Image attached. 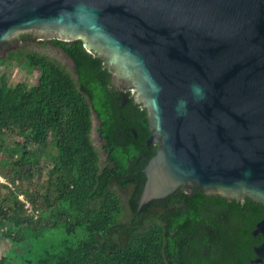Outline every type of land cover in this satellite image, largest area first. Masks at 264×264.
I'll return each instance as SVG.
<instances>
[{"label": "trees", "instance_id": "1", "mask_svg": "<svg viewBox=\"0 0 264 264\" xmlns=\"http://www.w3.org/2000/svg\"><path fill=\"white\" fill-rule=\"evenodd\" d=\"M20 37L0 62L39 77L32 85L0 80V235L10 246L0 264H250L264 242L253 234L263 203L179 187L137 210L158 148L147 144L146 109L123 103L131 91L112 87L82 39ZM49 44L74 72L28 49ZM94 113L101 147L92 137Z\"/></svg>", "mask_w": 264, "mask_h": 264}, {"label": "water", "instance_id": "2", "mask_svg": "<svg viewBox=\"0 0 264 264\" xmlns=\"http://www.w3.org/2000/svg\"><path fill=\"white\" fill-rule=\"evenodd\" d=\"M27 33L82 39L146 109L158 148L137 210L179 187L264 204V0H0V58Z\"/></svg>", "mask_w": 264, "mask_h": 264}, {"label": "rangeland", "instance_id": "3", "mask_svg": "<svg viewBox=\"0 0 264 264\" xmlns=\"http://www.w3.org/2000/svg\"><path fill=\"white\" fill-rule=\"evenodd\" d=\"M36 49L40 52L47 54L50 57H53L59 60L68 70L74 72V65L72 60L62 51L54 50L53 45H47L45 47H29L28 49ZM39 77V72L29 73L24 66H18L14 62H10L9 60L0 62V80L5 79V82L9 85H15L16 83L26 81L30 85L35 84ZM98 119L96 114H93V132L92 137L94 144L97 147H101L102 141L98 135ZM1 180V178H0ZM10 249L9 243L1 238L0 235V253H4Z\"/></svg>", "mask_w": 264, "mask_h": 264}, {"label": "flooded vegetation", "instance_id": "4", "mask_svg": "<svg viewBox=\"0 0 264 264\" xmlns=\"http://www.w3.org/2000/svg\"><path fill=\"white\" fill-rule=\"evenodd\" d=\"M21 36V35H20ZM17 37L14 41H13V43L12 44H14L15 46H19V45H21L22 44V40H20V38L21 37ZM35 37H37L36 35H34ZM38 38V41H42L41 39H39V37H37ZM54 50H58V51H61L60 49H58L57 47H55V48H53ZM113 87V86H112ZM114 88H116V87H114ZM117 90H119L121 93L122 92H125L126 90H129V91H131V93H132V96L131 97H128V100H126L125 102H123V103H126V102H130V100L132 99L133 101H134V92H133V90H131V89H124L123 91L121 90V89H119V88H116ZM137 105H140V104H137ZM142 106V105H141ZM99 122V121H98ZM100 122L98 123V126H99V129H100ZM99 129H98V135H99V138L103 141V138H102V136H101V132L99 131ZM144 130V128L142 129V131ZM141 131V132H142ZM151 131V130H150ZM133 133H134V135H135V137L136 138H138V136H139V134H140V132H138L137 130H135V129H133ZM151 137V136H150ZM150 137L148 138V140H147V144L148 145H151L152 143H155V142H149V139H150ZM156 144V143H155ZM257 247V246H256ZM254 252H255V248H254ZM257 258V255L255 254V256L254 257H252L251 258V260H250V264H255L254 262H253V260L254 259H256ZM263 263H264V259H263Z\"/></svg>", "mask_w": 264, "mask_h": 264}]
</instances>
